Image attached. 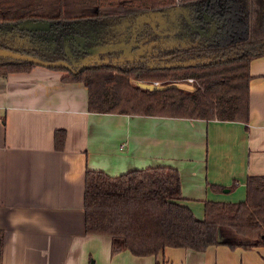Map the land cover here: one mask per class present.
I'll list each match as a JSON object with an SVG mask.
<instances>
[{
    "label": "crops",
    "instance_id": "1",
    "mask_svg": "<svg viewBox=\"0 0 264 264\" xmlns=\"http://www.w3.org/2000/svg\"><path fill=\"white\" fill-rule=\"evenodd\" d=\"M249 73L247 122L89 112L86 87L62 69L0 75V264H264V245L109 253V236L82 224L86 168L173 167L197 217L207 200H244L246 178L264 175V55Z\"/></svg>",
    "mask_w": 264,
    "mask_h": 264
},
{
    "label": "trees",
    "instance_id": "2",
    "mask_svg": "<svg viewBox=\"0 0 264 264\" xmlns=\"http://www.w3.org/2000/svg\"><path fill=\"white\" fill-rule=\"evenodd\" d=\"M176 1L0 0V23L130 15L168 7ZM206 1L179 0L196 3V8ZM219 1L224 28L206 52L213 59L230 57L227 60L155 69L99 66L68 73L61 79L84 84L89 112L247 122L249 62L264 55V0ZM32 66L0 57V75ZM181 78L194 79L197 87L186 90L170 84L149 89L135 84ZM63 140V130H54L55 149L62 148ZM245 187L244 200H207L201 217H197L181 201L179 176L173 167L147 166L116 176L86 168L83 231L108 235L109 253L127 249L135 255L154 254L164 246L203 250L217 243L230 247L264 245V175L248 176Z\"/></svg>",
    "mask_w": 264,
    "mask_h": 264
},
{
    "label": "flooded vegetation",
    "instance_id": "3",
    "mask_svg": "<svg viewBox=\"0 0 264 264\" xmlns=\"http://www.w3.org/2000/svg\"><path fill=\"white\" fill-rule=\"evenodd\" d=\"M174 5L169 16L141 14L160 10L149 9L97 19L47 20L50 25L34 31L18 30L14 22L0 23V47L61 61L67 74L99 66L155 69L165 61L212 58L206 49L224 28L220 1L207 0L197 8L196 3L179 0ZM145 18L150 22H144ZM95 47L107 50L96 58L91 53Z\"/></svg>",
    "mask_w": 264,
    "mask_h": 264
},
{
    "label": "water",
    "instance_id": "4",
    "mask_svg": "<svg viewBox=\"0 0 264 264\" xmlns=\"http://www.w3.org/2000/svg\"><path fill=\"white\" fill-rule=\"evenodd\" d=\"M177 6H170V7H164L160 10H153V11H146L144 13H141L143 16H154V15H161V14H167V16L171 15L173 9H175ZM144 22H150V19L145 18ZM50 21L47 20H31V19H24L21 21H16L14 23H11L12 25L16 26L18 30H26V31H34V30H40L44 27H47L50 25ZM65 44V43H64ZM96 51L91 52L94 54L97 58V53H104L106 52V47H95ZM0 57L2 58H8L11 60H20V61H26L30 62L35 65L43 66L46 68H59L61 69L64 67V63L61 61H49L41 59L37 56L27 54L24 52H18L15 50H12L8 47H0ZM230 58V57H228ZM228 58L223 59H213L210 57H207L205 59H196V60H172V61H165L160 62L158 68H174V67H185L195 64L196 62L199 64H206L210 62H221L223 60H227ZM86 69V68H85ZM135 84L137 86L143 87V88H153V87H161V85H156L152 83H145L141 81H136Z\"/></svg>",
    "mask_w": 264,
    "mask_h": 264
},
{
    "label": "rangeland",
    "instance_id": "5",
    "mask_svg": "<svg viewBox=\"0 0 264 264\" xmlns=\"http://www.w3.org/2000/svg\"><path fill=\"white\" fill-rule=\"evenodd\" d=\"M65 73V72H64ZM67 73H65L66 75ZM190 79V81H189ZM132 83H134L135 80H130ZM141 82H145V83H152V84H156V85H161V86H165V85H170V84H174L182 89H186V90H191V89H195L197 87V83L195 82L194 79L192 78H181V79H166V80H140Z\"/></svg>",
    "mask_w": 264,
    "mask_h": 264
},
{
    "label": "built area",
    "instance_id": "6",
    "mask_svg": "<svg viewBox=\"0 0 264 264\" xmlns=\"http://www.w3.org/2000/svg\"><path fill=\"white\" fill-rule=\"evenodd\" d=\"M189 81H190V79H189Z\"/></svg>",
    "mask_w": 264,
    "mask_h": 264
}]
</instances>
